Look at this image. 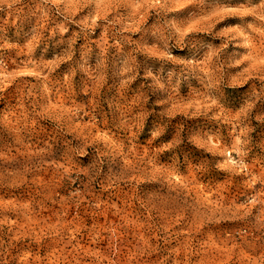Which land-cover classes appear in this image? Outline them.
Segmentation results:
<instances>
[{
    "label": "rangeland",
    "instance_id": "1",
    "mask_svg": "<svg viewBox=\"0 0 264 264\" xmlns=\"http://www.w3.org/2000/svg\"><path fill=\"white\" fill-rule=\"evenodd\" d=\"M0 264H264V0H0Z\"/></svg>",
    "mask_w": 264,
    "mask_h": 264
}]
</instances>
